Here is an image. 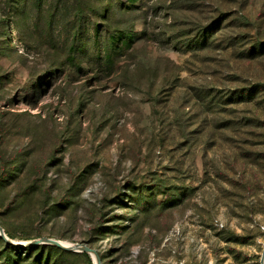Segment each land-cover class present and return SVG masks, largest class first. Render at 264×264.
I'll return each instance as SVG.
<instances>
[{"label": "rangeland", "instance_id": "obj_1", "mask_svg": "<svg viewBox=\"0 0 264 264\" xmlns=\"http://www.w3.org/2000/svg\"><path fill=\"white\" fill-rule=\"evenodd\" d=\"M0 226V264H260L264 0H0Z\"/></svg>", "mask_w": 264, "mask_h": 264}, {"label": "water", "instance_id": "obj_2", "mask_svg": "<svg viewBox=\"0 0 264 264\" xmlns=\"http://www.w3.org/2000/svg\"><path fill=\"white\" fill-rule=\"evenodd\" d=\"M0 236H2L5 239V241L10 244H13L16 246H24L22 242H17V241L10 239L6 235V233H4V229L1 226H0ZM64 242L65 241L55 239V238L43 237V238H39L35 240H30L26 244L28 245L49 244V245H54L59 248L65 249V250H71L74 252H86L91 255L94 264H101L100 259L94 249L84 246L79 243L66 244ZM260 264H264V247H263L262 255L260 258Z\"/></svg>", "mask_w": 264, "mask_h": 264}, {"label": "trees", "instance_id": "obj_3", "mask_svg": "<svg viewBox=\"0 0 264 264\" xmlns=\"http://www.w3.org/2000/svg\"><path fill=\"white\" fill-rule=\"evenodd\" d=\"M108 15H109V13H108ZM128 36V35H127ZM124 36L122 35V37L120 38V39H122ZM130 37V36H129ZM207 37V35H204V34H202L201 36H200V38H197V39H195V42L194 43H191L192 45H203L205 42H206V38ZM124 39V38H123ZM192 42V41H191ZM191 46V45H190ZM254 88H255V86L254 87H252V88H249V89H247V93H245V95H247L248 97H250V95L252 94V91L254 90ZM242 94H244V93H242L241 91L239 92V94L238 95H242ZM51 249H55L56 251H59V252H61V253H66V254H69V255H72V256H85L89 261H90V256H89V254L88 253H85V252H70V251H67V250H65V249H62V248H59V247H54V245L51 247Z\"/></svg>", "mask_w": 264, "mask_h": 264}, {"label": "bare ground", "instance_id": "obj_4", "mask_svg": "<svg viewBox=\"0 0 264 264\" xmlns=\"http://www.w3.org/2000/svg\"><path fill=\"white\" fill-rule=\"evenodd\" d=\"M4 233H5V232H4ZM64 243L69 244L68 242H64Z\"/></svg>", "mask_w": 264, "mask_h": 264}]
</instances>
